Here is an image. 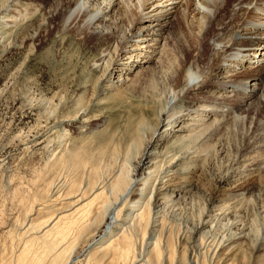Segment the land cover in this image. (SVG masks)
Masks as SVG:
<instances>
[{
    "label": "bare ground",
    "instance_id": "1",
    "mask_svg": "<svg viewBox=\"0 0 264 264\" xmlns=\"http://www.w3.org/2000/svg\"><path fill=\"white\" fill-rule=\"evenodd\" d=\"M34 1L37 7L45 10L47 18L57 16L62 25L71 21L85 28L87 33L108 39L107 49L100 53L99 61L93 65L94 70L100 71L104 64L103 93L115 92L116 98L122 100L125 98L124 87L131 88L136 84L138 94L145 99L144 104L141 103L143 109L139 108L144 114H140L138 125L131 131L130 136L134 135L133 142L137 145L142 143L141 139L146 135L144 133L147 128L150 129V135L139 162L142 171L140 176L136 172L130 179L123 176L124 169L119 168L108 178L100 180L103 174L98 173L100 178L98 174L95 178L100 182L88 179L91 182L86 181L83 186L68 185L69 192L65 191L62 195L60 193L61 197L64 195L67 200L66 206L59 211L52 214L43 212L46 206L42 204L37 205L39 207L35 208V211L25 216L28 223L23 228V233L34 228L35 235H40L36 237L32 232L37 243L40 241L38 239H41L44 244L43 248L39 246L41 241L37 245L40 251L42 249L40 254H33L37 247L28 252L34 256L27 260L29 264H67L70 251L76 250L75 246V249H72L73 245L79 244L73 242L74 239L78 241L74 232L77 233L81 228H87L93 223L96 230L92 233V229L88 227L91 229L89 234H92L90 237L85 235L86 239L90 238L84 255L86 263L93 259V263H99L98 259L101 261L102 257L103 261H106L105 264H150L152 259L157 261L158 258L161 264V260L170 262L171 235L168 237V232L163 228L166 220L164 219L165 223L162 222L163 218H160L164 216L160 217L159 214L165 212V209L189 191L188 184L184 183L185 179L174 178L175 173L178 167L188 169L189 162L196 165L205 161V156H209L208 153H211L214 145L218 144L215 157L221 156L227 148L223 146L225 137L234 141L235 167L231 168L229 165L231 172L221 176L219 181L224 185L229 183L230 189L213 197L204 219L194 230L191 242H187V235L182 237L180 234L179 249L182 253L178 256V262H183L184 254L187 253L184 249L190 244L189 252L201 255L207 251L213 261L237 264L246 257L245 247L251 244L254 264H264V235L256 236V231L251 225L244 226L239 222L242 226L235 235H231L232 237L223 233L228 235L224 239V235L218 236L219 232L216 236V230L221 228L223 232V227L226 226L224 221L240 209L235 208L237 201L243 199L240 201L243 204L246 196H252V189L264 175V0ZM27 14L24 15L26 18ZM5 15L7 16L0 8V26L15 23L20 13L14 15L17 17L13 16V19H8ZM30 22L25 27L31 25ZM2 30L0 29V41L5 39ZM182 30L195 37L197 44L193 48L184 49L179 44ZM111 48L115 52L113 57ZM107 63L109 66L104 69ZM119 89L122 91L116 92L120 91ZM85 116L82 113L79 120L87 121ZM98 126L99 124L95 125ZM142 131L145 132L141 136ZM82 133L81 129L80 134ZM67 135L68 133L64 132L61 137ZM157 170L161 173L156 176L148 196V182L153 179ZM123 188L124 190H121ZM48 192L51 193L50 190ZM52 194L54 201H57L58 193L52 190ZM112 194L116 195L117 201L112 200L114 203L109 204L108 198ZM257 196L261 195L256 193ZM147 205L150 206L149 209ZM124 207L127 209L124 210ZM171 209L166 211V215ZM41 218L45 220L42 221ZM137 228H144V231L141 233ZM237 228L236 226L233 230ZM251 228L255 232H252ZM88 231L86 229L84 233ZM139 232L140 238L139 234H136ZM80 234L82 236V233ZM138 239L139 242L142 240L145 246V252L142 254L134 251L138 250V245L135 244L139 243ZM33 241L28 242L32 244ZM28 242L22 244L26 252ZM135 245L137 246L134 249ZM29 248L32 249L30 246ZM40 251L37 249V252ZM98 254L100 257L96 258ZM93 256L96 257L92 259ZM28 257L30 258L29 255ZM18 259L16 261L20 264H25L24 255L21 254ZM193 263L190 259L189 264Z\"/></svg>",
    "mask_w": 264,
    "mask_h": 264
},
{
    "label": "rangeland",
    "instance_id": "2",
    "mask_svg": "<svg viewBox=\"0 0 264 264\" xmlns=\"http://www.w3.org/2000/svg\"><path fill=\"white\" fill-rule=\"evenodd\" d=\"M18 2L0 0V8L7 14V16L5 15L6 18L13 19L14 15L19 13L21 15V17L18 15L19 18L14 16L16 18L15 23L4 24V27L5 25L7 26L5 28L0 26L1 30L4 29L2 32H4L3 36L5 38L0 41V264H20L18 256H21V254L26 259L23 263L26 264L27 262L29 264L28 261L31 257H34L33 254L37 255L42 252L39 246L43 248L44 244L41 239H38L42 243L39 241L40 245L37 246L39 242L37 243V239L34 237L36 234L34 228L31 229L32 231L30 228L28 229L31 233L27 230L28 233L26 231L23 233L22 231L28 223L25 216L31 214V211H35L39 207L37 205L43 204V206H46L43 212L46 211L51 214L57 212L60 208L66 206L67 200L64 195L62 197L61 195L65 191L69 192L67 187L73 184L83 186L86 181L90 180L92 182L95 180L100 182V180H104L105 177L108 178L114 170L119 168L124 169L122 171L123 176H128L130 179L133 178L136 172L140 176L142 171L140 170L139 162L145 152L150 135L149 128L146 129L147 131L145 130L146 132L142 131L141 136L146 135L142 136V143L139 142L137 145L133 142L134 135L130 136L131 131H134L138 125L137 121H139L140 114H144V111L139 108H142L145 99L138 94L139 91L136 84L131 88L130 86L124 87L126 88L125 91L123 90L125 98L122 100L116 98L115 92L103 93L105 83L102 69L104 64L100 71L94 70L93 65L99 61L100 53L105 48L107 49L108 44L106 43H109L108 39L87 33L85 28L79 27L71 21L67 25H62L57 16L47 18L44 13L45 10L37 7V3L34 0H19ZM11 8L13 9L10 11ZM19 8L23 10L21 11ZM6 9H9V11ZM35 9L37 10L36 12ZM26 13H28L27 18L25 17ZM29 21L32 24L25 27ZM190 36L185 30H182L180 37L183 38L179 37V44L184 49L193 48L197 44L195 37ZM176 48L174 49L177 51ZM110 50L113 57L115 52L112 48ZM108 66L109 63L106 64L104 69ZM82 113L86 115L85 117L88 118L87 121L90 124L87 121L79 120V116ZM96 124H99V126L95 127ZM81 129L83 130L82 134H80ZM64 132L68 133V135L61 137ZM143 132L145 133L143 134ZM229 137L231 136L229 135ZM225 138L224 141L228 143L226 144L223 141V146L227 148L223 147L226 152L222 153L221 156L216 155L215 157V151L218 148L217 144L211 148V153H208L209 156H205V161L203 160L196 165L189 162L186 170L183 167H178L174 178L185 179L184 183L188 184L187 188L189 191L184 193L176 203H173L174 207L171 204L168 209H165V212L163 211L159 214L160 217H165H161L160 220L163 218L162 222L164 221L165 223L166 220L165 224H169H163V228L168 232V237L171 235L169 239L171 240L172 249L170 262L161 260L162 264L164 262V264H189L190 259L194 262L193 264H224L209 258L211 256L207 251L201 255L189 252L188 246L190 244L186 247L187 249H184V251L187 250V253L185 252L184 254L183 262H178V256L182 253L181 249H179L180 234H182V237L187 235V242H191L194 230L198 223L204 219L213 197L230 189L229 183L224 185L219 181L221 176L228 172L230 173L231 168L235 167L234 141L230 138ZM231 140L233 141L232 143ZM71 145L74 147H71ZM168 151L170 152L171 150ZM231 154L234 157L232 156L231 158ZM183 166L186 168L185 165ZM89 173L91 175H88ZM98 173L103 174L100 180L95 178ZM160 173L161 171L157 170L153 179L148 182L150 186L149 190H147L148 196L157 179L156 176L160 175ZM99 174L97 175L98 178H100ZM258 183L251 191L253 192L252 196L250 195L252 199L250 196H246L243 204L241 203L243 199L240 200L241 202L237 201L238 204L236 203L237 207L235 208H240L238 209L240 212L236 211V216L234 213L231 216L232 219H229L231 217L227 219V221L232 222L235 220L236 222L233 221L232 225L230 222L227 224V221H224L226 226L224 225L223 230L225 229V232L218 228L216 236L219 232L218 236L220 237L225 233L230 234L229 237H232L242 226L241 224L239 225V222L246 226L247 224L251 225L250 227L256 231V236L261 237L264 235V194H262L264 193V175L260 177ZM51 189L58 193L57 201H54ZM260 189L262 190L261 192ZM49 190L51 193L48 192ZM121 190H124V188ZM47 193L51 195L49 196ZM256 193L261 196L256 197ZM115 196V194H112L108 198L109 204L115 200ZM50 200L54 203L52 202V204ZM147 204L150 203L147 202ZM258 206L261 207L259 208ZM149 207L147 205L148 209ZM245 207L246 209L244 210ZM127 208L124 207V210ZM170 209L171 211L166 215V211L168 212ZM43 212L42 214H44ZM170 213L174 216H170ZM38 217L40 218V216ZM43 218H45V215ZM43 218L40 220L44 221L45 219ZM234 224L238 227L237 231L233 230L236 227ZM88 227L81 228L77 233L74 232V237L76 235L78 241L73 238V242H79L80 245L76 244L78 247L73 245L76 250L70 251L67 264L98 263H93L95 262L93 258L96 256H93V260L88 263L84 260L89 237L94 229L96 230L95 223ZM84 228L85 231L86 229L87 231L89 230L88 233L82 232ZM141 228L139 229L142 233L144 228ZM254 230L252 229V232H255ZM21 231L23 235H21ZM90 231L92 233L89 234ZM140 232L136 233L139 234V238ZM80 233H82V236H80ZM261 233L263 234L261 235ZM252 234L254 235L255 233ZM85 235L89 236L88 240ZM38 236L40 235L38 234ZM226 236L228 237V235H224V239H226ZM84 239L86 240L85 243ZM28 241H33V243L31 244ZM25 242L29 243L26 247V249L28 248L27 252L25 249L23 250ZM135 244L138 245V248L136 247L137 245L134 246V249L135 247L138 249L134 250L136 253L137 251L138 254L145 252L142 240ZM73 247L72 249H75ZM35 248L36 250L33 254L31 252L28 254L30 250L33 251ZM245 248L246 257L242 259L243 262L241 260V263H238L254 264L253 245L248 244ZM37 249L40 252H37ZM98 256L100 257V254L96 258H99ZM17 259L18 261H16ZM158 259L157 261L152 259L151 262L159 264L160 258ZM98 260V264L106 263L105 260L103 261V257L101 261L100 259ZM151 262L149 263L151 264ZM45 263H47V260Z\"/></svg>",
    "mask_w": 264,
    "mask_h": 264
}]
</instances>
